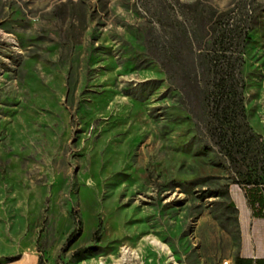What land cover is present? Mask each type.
<instances>
[{"label":"rangeland","instance_id":"rangeland-1","mask_svg":"<svg viewBox=\"0 0 264 264\" xmlns=\"http://www.w3.org/2000/svg\"><path fill=\"white\" fill-rule=\"evenodd\" d=\"M184 30L191 43L166 66L155 41ZM215 48L244 57L242 105L264 146V0H0V264L264 252L255 220L244 246L226 207L252 184L209 124L226 106L202 69ZM219 123L246 147L229 115Z\"/></svg>","mask_w":264,"mask_h":264},{"label":"trees","instance_id":"trees-1","mask_svg":"<svg viewBox=\"0 0 264 264\" xmlns=\"http://www.w3.org/2000/svg\"><path fill=\"white\" fill-rule=\"evenodd\" d=\"M184 31V33H180V36H171L165 42H160L159 40L155 41L156 48L160 50V55L162 56L161 60L166 66L169 64L172 65L178 60V55L181 52L182 45H184L183 38L186 40L185 44L187 43V45H190L191 41H189L190 43L188 42L189 37L187 31ZM218 34V39L212 41V45L218 44V46H221L224 42H227L225 41L226 36L224 35L230 36V34H227V31H221ZM243 39L246 40L247 38ZM215 50L217 51L215 48L214 51L210 52L209 59L208 57L204 59L206 61L204 65H202V69L204 71V69L211 68L210 71L205 74H208V83L206 84V87L209 86L207 89L213 90V102L216 105L224 102L226 103V106L220 110L222 112L224 111L223 115L220 114V116H218L215 114V117L211 119L209 124L215 131L217 128L219 129L218 137L219 140H222L221 148H223L228 158L231 159L236 168V172L240 175V179L244 180L243 182L252 184L249 190H246L247 200L252 208V213L254 215L264 216V187L261 185L264 182L262 181L264 180V146L261 142L260 135L253 131L252 127L249 125L242 105L241 90L244 86V82L242 81L243 77L241 70L244 64V57H242L241 54L237 58L231 56L220 60L219 54L215 55ZM234 63L237 68L233 66ZM230 101L233 102L234 105H229ZM226 115H229V119L232 121L231 132H240L244 134L243 139L246 141V147L244 149L239 146V144H242L241 142H237L235 139L229 141L228 134L224 133V131L226 132V129L220 127L221 124L219 122L222 119V116ZM210 195H227L229 197V192L227 188L213 189ZM226 207L233 212L232 216L235 219L238 233L240 235L238 209L236 206L230 204V197ZM79 231L80 228L75 227L69 233L67 242L77 238ZM82 251V248H78L77 250V252ZM37 264H41V262L39 261ZM234 264H254V261L252 258H244L237 255L234 258Z\"/></svg>","mask_w":264,"mask_h":264},{"label":"crops","instance_id":"crops-1","mask_svg":"<svg viewBox=\"0 0 264 264\" xmlns=\"http://www.w3.org/2000/svg\"><path fill=\"white\" fill-rule=\"evenodd\" d=\"M230 204L234 205L238 209V220H239V226L241 231V240L244 243V246H246L248 243V220L252 218L256 222L257 228L260 227L262 229L263 234V246H264V216L261 215H254L252 213V208L250 207L248 200L246 197L241 196L238 197V200H236L233 196L230 199ZM246 236V238H245ZM247 251L245 255H240L244 258H252L254 261V264H264V252L262 250L257 251L255 253V249L247 248Z\"/></svg>","mask_w":264,"mask_h":264}]
</instances>
